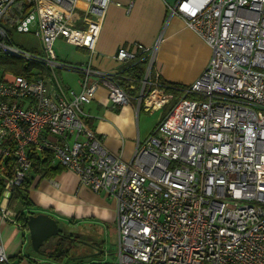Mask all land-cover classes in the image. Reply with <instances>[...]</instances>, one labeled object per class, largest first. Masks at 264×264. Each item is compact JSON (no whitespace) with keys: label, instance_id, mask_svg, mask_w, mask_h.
<instances>
[{"label":"built area","instance_id":"1","mask_svg":"<svg viewBox=\"0 0 264 264\" xmlns=\"http://www.w3.org/2000/svg\"><path fill=\"white\" fill-rule=\"evenodd\" d=\"M109 2L0 0V52L50 71L35 79L0 76V160L13 163L3 175L0 219L22 226L7 206L11 191L31 170L29 152L48 151L80 185L116 201L115 252L97 264H264V0H176L168 7L211 57L197 79L171 87L180 98L137 138L128 161L103 146L84 111L99 85L111 107L131 101L118 71L91 64ZM10 29L33 33L41 53L15 45ZM59 37L87 50V62L59 61ZM156 47L132 42L115 55L120 63L146 59L137 111L161 109L176 97L152 72ZM62 68L78 73L77 88L61 84ZM28 258L42 264L37 255ZM0 263L22 264L8 255L1 234Z\"/></svg>","mask_w":264,"mask_h":264},{"label":"crops","instance_id":"2","mask_svg":"<svg viewBox=\"0 0 264 264\" xmlns=\"http://www.w3.org/2000/svg\"><path fill=\"white\" fill-rule=\"evenodd\" d=\"M175 1L110 0L96 41V56L91 64L104 71H119L125 64L115 59L120 46L131 48L132 42H138L151 47L157 43L153 74H158L161 80L179 85L193 82L209 63L211 49L185 25L181 17H169L168 7ZM74 47L84 53L80 64H85L87 50ZM136 106L131 102L122 107H111L103 85H99L92 100L84 105L87 126L101 137L108 151L125 161L131 159L137 138L143 139L150 132L142 133L137 127L134 120L138 112ZM27 193L31 206L22 208L23 214L26 217L30 213L48 214L57 222L60 235L51 246L42 247L37 253L31 247L29 235L25 236L27 228L0 219L1 238L11 259L22 264H37L28 258L37 255L46 256L56 264H97L104 258V247L111 228L115 231L117 245L115 199L80 185L73 171L62 168L51 177L34 175ZM62 224L95 226L102 231V237L83 233L81 237L78 233L64 231L60 227ZM72 237L78 241L79 237L89 241L86 245L90 251L70 255L66 241ZM54 250L63 253L60 260L47 256Z\"/></svg>","mask_w":264,"mask_h":264},{"label":"trees","instance_id":"3","mask_svg":"<svg viewBox=\"0 0 264 264\" xmlns=\"http://www.w3.org/2000/svg\"><path fill=\"white\" fill-rule=\"evenodd\" d=\"M146 66L145 58H138L127 62L124 66L118 71L116 77L118 83L124 90L128 92L131 97V102L136 98L139 91L141 81L144 76ZM4 72H11L13 74L22 75L28 79H35L37 77H48L50 71L46 65L42 62L36 61H25L19 58L11 57L0 52V76ZM159 80L162 83L168 84V90L173 91V87H181L184 85H179L172 82H167L164 80ZM172 87V88H171ZM177 95V91H173ZM135 102V101H134ZM29 157L32 162L31 170L28 173V176L25 178L24 182L14 187L11 191L7 206L9 209L16 211V219L21 220L22 227L26 228V216L21 212L22 208L31 206V202L28 198L27 190L30 186L31 180L34 175H38L40 178L51 177L55 173L59 172L62 167L58 164L52 162L51 153L48 151H30ZM0 163L5 165V169L0 171V201L2 199L4 191V178L3 175H11L13 163L10 158L1 159ZM1 168V167H0ZM49 257H53L56 260H60L63 253L53 252L47 253ZM3 264V263H0ZM88 264H96L91 262Z\"/></svg>","mask_w":264,"mask_h":264},{"label":"rangeland","instance_id":"4","mask_svg":"<svg viewBox=\"0 0 264 264\" xmlns=\"http://www.w3.org/2000/svg\"><path fill=\"white\" fill-rule=\"evenodd\" d=\"M9 36L12 42L17 45L21 46L27 50L41 53V44L40 41L33 35V33H21L16 31L15 29L9 30ZM53 49L59 61L66 62L68 64L75 65L76 67H80V64L84 59V53L71 44H68L64 41L63 38H58L55 40L53 44ZM56 75L58 80L61 82L62 85L70 86L72 88H76V82L78 78V73L67 69H56ZM139 93V91H138ZM137 93V95H138ZM137 97V96H136ZM180 98V95H176L175 99L171 100L170 103L164 105L161 109L158 110H151L145 111L143 108H139L138 112L135 113L134 120L136 122L137 127L140 129L142 133L149 132L152 128L156 125L159 118L161 116L167 115L171 109L176 104L177 100ZM136 101L134 98L133 102ZM137 104V101L134 102ZM14 227H16L14 225ZM64 231L71 232V233H78L82 237V233L86 235H94L102 237V231L95 226H86V225H74V224H62L60 226ZM115 231H109V236L107 237L106 245L104 247V259L110 260L111 254L115 252L116 248V235ZM28 233H25L27 236ZM21 237V236H20ZM66 248L68 249L70 255L75 254V252H79L85 254V251H90L88 248L89 241L85 239H81L79 237V241L76 238H69L67 241ZM41 262L44 264H56L53 263L51 260L48 259L46 256H40Z\"/></svg>","mask_w":264,"mask_h":264},{"label":"water","instance_id":"5","mask_svg":"<svg viewBox=\"0 0 264 264\" xmlns=\"http://www.w3.org/2000/svg\"><path fill=\"white\" fill-rule=\"evenodd\" d=\"M26 228L31 247L37 253H40L42 247L51 246L54 239L60 235L57 222L45 213L28 214Z\"/></svg>","mask_w":264,"mask_h":264},{"label":"flooded vegetation","instance_id":"6","mask_svg":"<svg viewBox=\"0 0 264 264\" xmlns=\"http://www.w3.org/2000/svg\"><path fill=\"white\" fill-rule=\"evenodd\" d=\"M56 238L54 239V242H55Z\"/></svg>","mask_w":264,"mask_h":264}]
</instances>
